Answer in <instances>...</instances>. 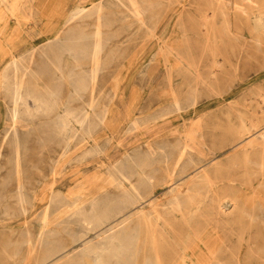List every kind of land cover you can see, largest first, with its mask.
Returning a JSON list of instances; mask_svg holds the SVG:
<instances>
[{"label": "rangeland", "instance_id": "rangeland-1", "mask_svg": "<svg viewBox=\"0 0 264 264\" xmlns=\"http://www.w3.org/2000/svg\"><path fill=\"white\" fill-rule=\"evenodd\" d=\"M9 1L17 7L14 14L0 19V44L6 37L11 54H7L5 48L1 50L0 70L13 56H22L46 41L56 24L65 23L81 8L90 10L99 0ZM146 1L153 7L145 12L144 25L118 3L104 10V50L102 67L96 78L95 100L97 112L106 114L109 119L106 125L92 129L93 139L82 138L80 134V140L74 141L64 159H60L61 145L57 144L60 136L54 126L59 122L63 105L75 111L89 101L88 95L76 100L72 84L79 72L80 77L91 74L88 54L92 49L97 16L87 12L62 28L60 38L63 42V37L71 38L70 30L83 33L80 45L87 53L83 58L88 62L78 69L64 54L60 59L68 78L59 81L57 72H47L48 78L44 77L52 92L60 91L61 107L49 117L37 116L18 128L21 140L18 160L20 158V171L28 190L26 215L16 206L14 198L17 193L15 145L8 140L0 151V264H38L36 257L41 250H36V239L40 214L52 195L62 200L61 204L57 202L60 215H64L58 216L57 227L61 232L57 236L66 239L68 234L79 233L81 229L77 224L80 216L75 213L76 208L90 212L93 203L117 204L119 194L112 182L117 169L131 175V181L147 197L143 204L127 209L128 212L143 209L158 224L165 218L164 213L159 218V210L170 208L172 189L183 190L184 206L188 205L189 196L203 198L207 195L204 203L201 201L207 206L227 194L221 192L223 182L217 187L211 182L209 185L200 182L192 187L190 181L202 174L199 169L210 170L219 162L220 171L209 172V179L224 180L231 168L225 163L240 149L223 141L226 127L229 124L238 126L242 113L247 123L251 118L264 119V100L260 97L264 94V34H259L258 38L251 20L253 14H264V0ZM0 12H9L1 0ZM78 43L75 37L66 41L74 48ZM47 46H42L33 58L34 71L40 72L38 67L48 61L52 50H57ZM9 75L12 81L14 74L10 71ZM210 77H215L214 83L207 84ZM7 92L8 89H0V145L9 124L6 121L10 107ZM176 100L180 103V111L175 107ZM192 143L198 144L203 155L189 153L194 156L195 165L187 174H181V168L175 169L176 159L184 144ZM172 171L175 177L171 187L162 180ZM136 172L152 178L153 184H142L144 178ZM233 173L238 177L234 194L239 203H261L245 191L259 187L257 178L253 175L242 178L243 169H235ZM242 180L246 182L241 184ZM249 180L252 183L247 182ZM82 184H86L87 190L79 194L78 200L62 199ZM188 189L192 191L187 192ZM175 216L180 220L178 214L169 218ZM116 219L111 218L90 233L87 241L100 239L104 231L118 223Z\"/></svg>", "mask_w": 264, "mask_h": 264}, {"label": "bare ground", "instance_id": "bare-ground-1", "mask_svg": "<svg viewBox=\"0 0 264 264\" xmlns=\"http://www.w3.org/2000/svg\"><path fill=\"white\" fill-rule=\"evenodd\" d=\"M1 2L9 9V12H0V19L15 13L16 3L9 0H1ZM116 3L130 12L141 25L145 24V12L153 7L146 0H99L90 10L81 8L78 13L73 12L65 23L56 24L55 29L47 35L46 41L33 46L22 56H13L0 70V89H8L6 95L9 97L10 103L7 118L5 117L9 124L4 130L0 151L8 140L9 143L12 142L15 145L17 193L14 198L16 206L24 215L28 212L26 207L28 190L22 179L20 158L18 160L21 146L18 128L21 123L34 120L37 116L49 117L61 107V102L58 101L60 91L57 89L52 92L46 86L45 80L48 78L47 72L49 74L57 72L59 81L68 78L64 73L60 59L64 54L75 62L78 69L88 62L87 59H84L85 57L83 58V56H87V53L85 54V49L80 45L83 33L69 31L70 39L75 37L79 42L75 48L66 44V41L70 40L69 38L63 37L64 42L60 38L64 26L77 21L87 12L97 16L96 27L92 35V49L88 54L92 65L91 74L88 77L85 75L80 77V72L78 73V78H75L74 84H72V94L75 99L79 100L88 95L89 101L83 102V105L81 104L80 108L75 111H70L63 108L64 105L62 106L63 111L59 115V122L56 121L58 124L54 126V130L61 138L57 141L58 146L61 145L60 159L67 157L70 146L74 144L75 140H80V134H83L82 138L93 139L92 129L100 124L106 125L109 118L105 116L106 114L98 113L96 109V78L102 67L101 55L104 50L102 14L106 8ZM251 20L255 24V31L259 38V34H264V14H253ZM44 45H48L50 49L57 48V50H52L48 61L46 60V63L38 67L40 72L34 71L33 65H31L32 60ZM3 48L7 49V54L11 52L6 37L1 41L0 52ZM10 71L14 74L12 81L9 78ZM39 73L43 76H40ZM211 75L213 74L211 73ZM213 78L215 77L207 78V84L214 83L212 82ZM263 96L264 94H260L264 100ZM175 107L178 111L181 110L177 100ZM227 116L230 119V115ZM245 117L246 115L242 113L239 116V125L229 124L225 133L222 134L223 141L235 144V148H240L225 163L231 168L225 174L224 180L215 179L212 181L209 179V172L220 171L222 165L219 162L210 170L199 169V173L202 172V174L190 181L192 187L200 182L205 185H209L208 183L211 182L217 187L219 183L223 182L224 187L221 192L227 194L220 196L217 200H212L211 204L207 206L201 203V201L204 203L207 195L203 198L197 195L189 196V203L184 206L182 204L183 190L172 189L170 191V208L163 212L159 210V218L162 213L165 214V218L158 224L150 219L143 209L128 212L131 207L143 204L147 197L131 181V175L117 169L112 182L119 194V202L112 206L104 204V202L103 205L93 203L90 212L83 208L80 210L78 208V211L76 208L75 213L80 216L77 224L79 223L81 229L79 228V233L68 234V239L57 236L61 232L57 227L58 216L61 212L57 202L61 204L62 200L58 196L50 197L39 219L40 228L36 239V250L40 249L41 253L38 258L36 257L39 261L38 264H264V119L251 118L247 123ZM189 138L191 137L189 136ZM197 146V143H192L189 146L184 144L181 148L175 162V169L181 168V174H187L189 169L195 165L194 156L188 155L189 153L193 151L199 157L203 155V150ZM186 157L187 161L183 162ZM1 158L2 154L0 153ZM235 169H243L242 178L251 175L257 178L256 185L259 187L256 189L247 188L245 191H249L250 193L247 194L255 200H261V203L254 202L251 205L239 203L237 195L234 194L237 190L236 182H238V177L233 173ZM136 174L140 177L143 176L141 172H136ZM174 177L175 173L172 171L162 181L172 187ZM143 178L142 184H153L152 178L148 176H143ZM244 182L246 181L242 180L241 184ZM247 182L252 183L251 180ZM55 183V181L52 182V188ZM3 189L8 190L7 188ZM86 190V184L79 185L76 191L62 199L75 202L79 199V194ZM190 190L192 191V189H188L187 192ZM74 207L77 206L74 205ZM203 211L207 213L205 214ZM175 214L180 215V220L176 216L169 218ZM116 217H119L118 220ZM111 218H115L118 223L104 231L99 236L100 239L94 241L97 239L94 237V240L87 241L90 233L105 225ZM125 224L127 225L122 229L112 232L115 228ZM78 244L80 245L78 246Z\"/></svg>", "mask_w": 264, "mask_h": 264}]
</instances>
